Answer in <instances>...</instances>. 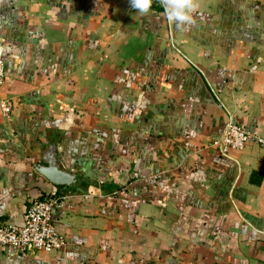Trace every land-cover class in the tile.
Instances as JSON below:
<instances>
[{
    "label": "crops",
    "instance_id": "obj_1",
    "mask_svg": "<svg viewBox=\"0 0 264 264\" xmlns=\"http://www.w3.org/2000/svg\"><path fill=\"white\" fill-rule=\"evenodd\" d=\"M196 5L178 28L160 1L0 0V223L64 196L65 240L0 264H264V145H211L228 119L264 139V0Z\"/></svg>",
    "mask_w": 264,
    "mask_h": 264
},
{
    "label": "built area",
    "instance_id": "obj_2",
    "mask_svg": "<svg viewBox=\"0 0 264 264\" xmlns=\"http://www.w3.org/2000/svg\"><path fill=\"white\" fill-rule=\"evenodd\" d=\"M160 0H154L157 3ZM4 71L0 51V85ZM0 110L7 115L11 110L8 98H0ZM247 140H254L264 145V139L242 129L238 123L228 119L219 137L211 145L220 153L226 154L230 149L240 150ZM64 196H46L31 201L24 213L21 225L0 223V245H12L23 253L59 249L65 245L62 234L58 233L51 220V209L60 207Z\"/></svg>",
    "mask_w": 264,
    "mask_h": 264
},
{
    "label": "clouds",
    "instance_id": "obj_3",
    "mask_svg": "<svg viewBox=\"0 0 264 264\" xmlns=\"http://www.w3.org/2000/svg\"><path fill=\"white\" fill-rule=\"evenodd\" d=\"M154 0H129L130 7L141 15L148 14ZM168 21L178 28L190 27L194 24L192 13L196 10V0H160Z\"/></svg>",
    "mask_w": 264,
    "mask_h": 264
},
{
    "label": "water",
    "instance_id": "obj_4",
    "mask_svg": "<svg viewBox=\"0 0 264 264\" xmlns=\"http://www.w3.org/2000/svg\"><path fill=\"white\" fill-rule=\"evenodd\" d=\"M36 171L43 175L50 183L54 185H62L67 187L74 182L72 174L59 169L51 161H48L45 165H37Z\"/></svg>",
    "mask_w": 264,
    "mask_h": 264
}]
</instances>
